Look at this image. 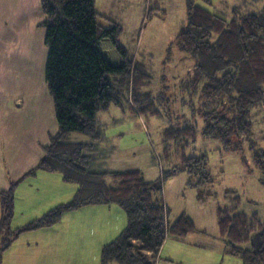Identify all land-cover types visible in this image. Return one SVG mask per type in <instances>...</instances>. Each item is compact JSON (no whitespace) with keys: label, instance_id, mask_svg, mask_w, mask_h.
Here are the masks:
<instances>
[{"label":"trees","instance_id":"trees-1","mask_svg":"<svg viewBox=\"0 0 264 264\" xmlns=\"http://www.w3.org/2000/svg\"><path fill=\"white\" fill-rule=\"evenodd\" d=\"M185 1L188 20L176 44L195 62L189 77L190 87H198L204 100L202 135L235 150L248 141L253 167L264 186V148L252 141L253 111L264 106V6L259 10L237 7L226 18L208 9L211 0H202V5ZM96 4L97 0H40L44 20L39 26L46 31L48 49L45 81L58 131L40 161L11 182L8 190L0 191V262L23 234L52 228L66 213L88 206H117L127 218L125 229L103 247L99 264H155L168 237L181 240L198 232L186 213L168 221L171 211L162 193V182L181 173L200 177L189 182L191 187L214 182L207 170L208 155H184L198 141L196 127L172 126L164 131L165 157L171 159L173 150L183 156L181 166L164 172L161 181H148L139 170L105 169L115 149L106 145L105 125L98 115L112 107L132 114L155 112L150 109L151 94L145 93L151 88V76L137 55L121 44L122 26L105 27L99 22L104 16ZM74 135L85 139H73ZM39 172L58 174L64 183L76 185L77 191L70 201L14 227L16 190ZM240 206L236 195L232 204L218 208L220 239L227 252L244 264H264V222L256 213L242 212ZM256 236L263 249L246 248Z\"/></svg>","mask_w":264,"mask_h":264},{"label":"rangeland","instance_id":"rangeland-1","mask_svg":"<svg viewBox=\"0 0 264 264\" xmlns=\"http://www.w3.org/2000/svg\"><path fill=\"white\" fill-rule=\"evenodd\" d=\"M251 1L211 0L213 5L207 6L209 10L231 18L232 11L237 7L249 6L259 10L264 6V0ZM196 2L204 4L202 0ZM96 7L104 16L99 19L102 25L110 27L118 23L122 26L121 44L129 54H136L137 60H141L146 67L151 76V88L145 93L151 94L150 109L155 112L148 115L142 111L132 114L129 110L112 107L98 115L99 121L105 125L103 133L109 141L106 145L115 149L105 169L120 172L139 170L148 181H161L164 172L181 166L183 156L182 152L177 154L173 150L175 155L171 159L165 157L164 131L172 126L179 128L192 125L198 131V141L188 147L184 155L187 158L208 155L207 170L214 182L203 187H191L189 182L195 183L200 177L191 178L186 173L162 182L163 198L171 211L168 221L172 223L186 213L196 227L204 229L208 235H215L219 231L218 208L232 204L237 195L241 198L240 210L247 214L256 213L264 222V186L260 183L258 171L253 167L249 142L245 141L241 149L235 150L225 148L217 139L202 135L204 121L201 111L204 100L200 97L198 87H190L192 82L189 77L195 62L181 53L176 44L178 32L188 20L186 1L97 0ZM38 32L36 43L37 39L40 41V33L44 30ZM252 123V141L264 148V106L253 111ZM73 139L83 140L85 136L74 135ZM42 237L48 238L46 234ZM44 238L42 240L45 241ZM249 247L261 250L263 244L256 236ZM25 249L18 246L13 253L22 255ZM41 249L42 254L43 247ZM28 252L32 258L34 250ZM76 253L81 257L78 259L79 256L75 254L78 260L73 264L93 263L83 258L87 256L84 251ZM58 264L67 262L61 260ZM221 264H243V261L229 256Z\"/></svg>","mask_w":264,"mask_h":264},{"label":"crops","instance_id":"crops-1","mask_svg":"<svg viewBox=\"0 0 264 264\" xmlns=\"http://www.w3.org/2000/svg\"><path fill=\"white\" fill-rule=\"evenodd\" d=\"M43 20L40 0H0V191L8 190L11 182L40 161L44 147L58 131L54 101L45 81L48 49L46 31L39 26ZM40 28L44 32L37 44ZM73 187L58 174L39 172L28 178L16 190L14 227L70 201L77 191ZM126 225V214L118 207L88 206L66 213L52 228L23 234L2 255L0 264H58L61 260L73 264L81 257L76 253L79 250L87 254L85 260L99 264L103 247ZM197 229L181 240L168 237L155 264H221L234 256L227 252L219 231L208 235ZM18 246L26 248L22 255L13 253ZM29 250H34L32 258Z\"/></svg>","mask_w":264,"mask_h":264}]
</instances>
